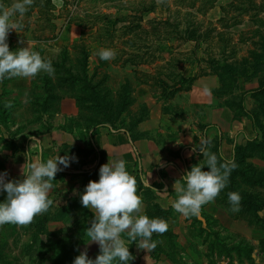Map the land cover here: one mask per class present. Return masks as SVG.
<instances>
[{
    "label": "rangeland",
    "instance_id": "obj_1",
    "mask_svg": "<svg viewBox=\"0 0 264 264\" xmlns=\"http://www.w3.org/2000/svg\"><path fill=\"white\" fill-rule=\"evenodd\" d=\"M12 2L0 0L5 6ZM14 19L23 24V29L20 34L10 32V50L15 52L31 42L34 51L51 61L55 74L41 72L34 78L5 79L0 83V151L14 147L19 131L37 136L50 129L59 100L73 98L78 92H71L68 87L56 89V84L67 76L61 64L66 62L67 69L75 67L82 73L83 46L91 49L89 76L101 83V96L104 100L108 97L109 108L100 112L83 109L81 118L76 119L81 128L106 121L115 129L132 131L133 137L151 138L155 135L147 129L155 124L151 115L160 111L165 117L158 124L156 138L158 142L167 139L175 143L180 134L195 137L203 127L204 109L191 102L187 93L198 76H184L216 75L219 103L233 107L237 113L241 106L251 105L253 101L247 96L263 85L264 0H62L60 7L52 0H34L22 20L18 15ZM100 49L114 50L115 58L101 60ZM213 59L231 65L236 73L217 68ZM250 65L253 68L245 72ZM50 92L58 98L49 100ZM253 100V108L264 109V89L258 93V101ZM7 102L13 106L5 108ZM46 102L48 111L43 112ZM109 116L113 122L107 119ZM148 119L151 123L141 124ZM73 122L74 119L67 120V124ZM167 129L173 133L167 136ZM214 149L209 152L216 154ZM238 156L240 161L217 198L237 218L251 222L255 228L253 237L258 236L256 241L247 243L237 235L235 242L228 244L225 236L206 235L197 228L193 217V229L185 236H198L208 243L209 255L213 256L211 264H264V211L256 209V204L264 206V139L247 145ZM192 163L205 167L204 171L210 170L204 158H193ZM99 170L85 174L87 185L99 181ZM138 171L133 177L137 195L143 201L142 214L177 223L178 216L170 210L163 211L153 192L143 189ZM229 192L239 193V212L231 210ZM6 198V193H0V203ZM52 201L49 210L37 215L30 225L0 227V264H74L85 250L90 259L100 254L99 245L90 243L85 236L94 219L82 215L88 209L76 202L72 206L78 212L61 224L54 218L61 202ZM52 207H56L54 216ZM122 238L128 239L126 234ZM163 238L177 249L186 248L177 234L168 233ZM188 247L197 257V244L190 242ZM128 264H136L134 255Z\"/></svg>",
    "mask_w": 264,
    "mask_h": 264
},
{
    "label": "crops",
    "instance_id": "obj_2",
    "mask_svg": "<svg viewBox=\"0 0 264 264\" xmlns=\"http://www.w3.org/2000/svg\"><path fill=\"white\" fill-rule=\"evenodd\" d=\"M197 76L187 91L191 96L190 101L204 109L201 118L203 127L195 137L183 133L179 135L175 143H170L167 139L159 143L156 138V129H158L161 118L165 117L160 111L151 115V120L155 121L153 126L147 128L155 133L151 138L133 137L132 131L122 128L115 129L110 124L100 125L97 132L93 134V127L81 128L79 126L76 119L79 118L80 110L75 99L62 97L59 100V109L54 113L55 122L50 129L37 136L25 135L19 131L14 139V147L0 151V173H8L9 181H19L25 178L21 173V167L26 163V155L33 144V137L39 141L38 146L31 151L33 160L40 159L46 162L59 155L73 157L69 167L64 168L60 165L63 170L57 173L49 192L55 204L61 202L60 208H62L64 205L70 206L75 200H80L87 186L85 174L99 170L109 161L123 160L126 162V170L130 175L133 176L139 170L141 186L153 192L155 201L162 209L170 210L179 218L177 223L173 224L166 221L168 230L163 235L153 234L155 236L152 240L157 242V247L151 253L140 250L135 243L129 242L128 239L125 240L130 247V252L134 255L136 264H211L213 256L209 255L208 243L198 236L192 235V238L185 236L193 229L192 222L195 219L182 216L171 206L172 202L177 199L174 184L191 170L193 158H203L199 151L202 145H206L208 151L216 145L217 152L223 160L233 161L237 144L246 145L250 141L261 140L263 132L255 129L248 116H238L233 107L219 103V96L216 92L220 84L216 75ZM247 98L253 102L245 108L251 110L254 100L250 94ZM70 118L74 119V122L67 124ZM146 122L151 123L148 119L141 124ZM165 132L167 136L173 133L168 129ZM219 202L216 197L214 202L202 207L200 216L196 217L197 228H201L206 235L225 236L228 244L234 243L237 235L239 240L247 243L256 241L258 234L255 238L253 237L255 228L252 223L244 218H237ZM55 209L56 207H52L53 216ZM70 210L72 211L67 215L54 216V218L62 224L67 217L78 212L74 208ZM82 215L90 220L94 218V213L90 209ZM168 233L179 235V241L181 244L184 242L186 248L177 249L169 244L163 238ZM183 238L187 241H183ZM190 242L197 244L199 253L197 257L188 247Z\"/></svg>",
    "mask_w": 264,
    "mask_h": 264
},
{
    "label": "clouds",
    "instance_id": "obj_3",
    "mask_svg": "<svg viewBox=\"0 0 264 264\" xmlns=\"http://www.w3.org/2000/svg\"><path fill=\"white\" fill-rule=\"evenodd\" d=\"M52 2L57 7L62 4V0ZM33 4L34 0H13L10 6L0 3V83L5 79L34 78L41 72L49 76L55 74L51 61H46L38 51H34L31 42L15 52L9 47L10 32L20 34L23 29V24L14 17L18 15L22 20ZM98 55L101 60L109 61L115 58L116 53L112 49H100ZM12 106L11 102L5 103V108ZM32 139L33 144L26 155V163L21 167L25 178L9 181L8 173H0V193L7 194L6 201L0 203V227L7 224L28 226L37 215L46 213L53 204L49 198L52 181L63 170L60 165L67 168L74 159L59 155L46 162L33 160L31 151L38 146L39 141L35 137ZM199 151L210 170L204 171L205 167L194 165L174 184L177 199L171 206L186 218L199 217L202 207L214 202L227 186L229 176L236 168L231 160L221 162L215 153L207 150L206 145H202ZM136 183V178L128 173L123 160L109 161L101 166L99 181H90L80 196L83 207L94 213V219L86 229L85 236L90 243L99 245L100 254L95 259H90L85 250L75 258L74 264H128L133 255L129 251L128 243L122 238L125 234L128 241L135 243L140 250L149 253L155 250L157 242L152 240L153 234L163 235L168 230V224L162 219H150L142 214L143 201L137 195ZM228 199L232 205L231 210L239 212V193L229 192Z\"/></svg>",
    "mask_w": 264,
    "mask_h": 264
},
{
    "label": "trees",
    "instance_id": "obj_4",
    "mask_svg": "<svg viewBox=\"0 0 264 264\" xmlns=\"http://www.w3.org/2000/svg\"><path fill=\"white\" fill-rule=\"evenodd\" d=\"M212 7L213 6H211L209 9H211ZM68 52L69 51L66 49V52H65V54L67 53L66 56L69 55ZM90 54H91V49L89 47L86 48L85 46H83L82 47V55L84 57V62L80 63V65L82 66V73L81 72L78 73V71L75 69V67H72V68L68 67L69 69H67V67L65 65L66 62H63L61 65L66 68L65 71L67 73V76L64 79L60 80L61 84H56V89H58L59 87H60V89H64V87H68L70 89L69 91H71V92H75L78 89V92L74 93L72 95V97L75 99V101L77 102V104L79 106V110H80L79 118H81L80 114L83 111V109H88V110L91 109V110L100 112L101 109H104L105 107L107 108V110L109 108L108 107L109 104L106 102L108 97L106 98V100H104L101 96V93H102V91L100 90L101 83H99V81L94 82L93 77L89 76V70L88 69H89ZM212 63L217 65L216 66L217 68H227L228 70L231 71V74H233V75L236 73L233 71L232 66L229 64H226L225 62L221 63L220 61L213 59ZM249 67L253 68V65L246 67L244 69V71L246 72L249 69ZM80 74L82 75V78L80 77ZM197 75L198 74L188 75V76L183 75V76L185 78L194 79V77H196ZM260 84H263L262 87L254 89L250 92L251 97L254 98L256 101H258V93L264 89V80H262L260 82ZM54 90H55V86H54ZM51 93L52 92H50L47 96L49 100H51L53 98H58V96L52 95ZM47 104H48L47 102L45 104H43V107H42V108H44V110L42 109L43 112L48 111L47 110ZM126 105H127V103H126ZM257 107L253 108L251 110H246V108L244 106H241V108H240L241 112L240 113L238 112L237 115L238 116H242V115L248 116L252 120L253 126L255 127V129L263 132V138L262 139H264V109H261V108L258 109ZM53 113H54V111H53ZM107 119L112 120L110 122H113V120H114V119H112V116H109ZM3 121H5V120L3 119ZM105 122H103V121L96 122L94 125H92L91 127H93V134L97 132V129L100 125L106 124ZM261 140L256 139L254 141L248 142L246 145L237 144L235 146V154H234L233 162L235 164H237L240 161V157L238 155H239V153H241V151L245 150L247 145L259 144V142ZM213 147L215 148L214 151L216 152V155L219 157V159L221 161H224L219 156V153L217 152V150H218L217 146L215 145ZM213 147H212V150H213ZM96 171H98V170H96ZM76 202L79 203L80 200L79 199L75 200L70 206H67V208L66 207L61 208L59 210V213H57V216L67 215L69 212L72 211V210H70L71 208L76 209L75 205L72 206L73 204H76ZM256 206H257L256 207L257 211H259V212L264 211L263 205L256 204ZM163 211H165V210H163Z\"/></svg>",
    "mask_w": 264,
    "mask_h": 264
}]
</instances>
